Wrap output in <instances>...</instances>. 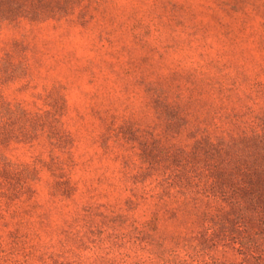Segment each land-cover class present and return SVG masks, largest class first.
<instances>
[{
	"label": "rangeland",
	"instance_id": "rangeland-1",
	"mask_svg": "<svg viewBox=\"0 0 264 264\" xmlns=\"http://www.w3.org/2000/svg\"><path fill=\"white\" fill-rule=\"evenodd\" d=\"M0 98L7 157L36 168L0 264H198L182 151L261 129L264 0H0Z\"/></svg>",
	"mask_w": 264,
	"mask_h": 264
},
{
	"label": "trees",
	"instance_id": "trees-1",
	"mask_svg": "<svg viewBox=\"0 0 264 264\" xmlns=\"http://www.w3.org/2000/svg\"><path fill=\"white\" fill-rule=\"evenodd\" d=\"M3 110L0 120L6 116ZM19 113L9 118L22 121L24 116ZM260 123V130L243 129L214 140H196L194 161L189 152L182 151L187 169L196 173L191 175L186 169L181 179L187 190L180 191L187 200L186 213L196 223L183 243L187 256L198 264H264V117ZM11 137L0 123V205L5 211L10 210L13 198L29 189L25 178L36 172L33 165H18L7 157ZM160 184L168 186L171 181L163 179ZM149 222L139 224L138 230L148 229ZM166 264L191 263L173 257Z\"/></svg>",
	"mask_w": 264,
	"mask_h": 264
}]
</instances>
